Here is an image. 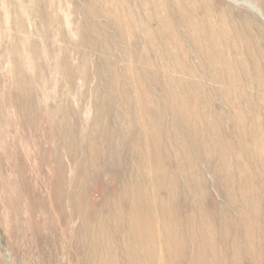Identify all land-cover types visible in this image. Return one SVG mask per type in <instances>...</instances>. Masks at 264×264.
<instances>
[{"label": "rangeland", "instance_id": "rangeland-1", "mask_svg": "<svg viewBox=\"0 0 264 264\" xmlns=\"http://www.w3.org/2000/svg\"><path fill=\"white\" fill-rule=\"evenodd\" d=\"M150 1L0 0V264H252L264 0Z\"/></svg>", "mask_w": 264, "mask_h": 264}, {"label": "bare ground", "instance_id": "bare-ground-1", "mask_svg": "<svg viewBox=\"0 0 264 264\" xmlns=\"http://www.w3.org/2000/svg\"><path fill=\"white\" fill-rule=\"evenodd\" d=\"M208 1L210 3V0ZM156 3L157 0H151L148 4L154 8ZM148 4L144 5L145 9ZM248 5L257 11L264 20V14L256 8L254 3L248 1ZM156 19L157 16L150 18L145 16V20L155 21ZM145 24L147 23L145 22ZM187 27L189 29L195 28V25L192 23ZM216 27V35L221 40L220 45L217 46L220 53L231 56L234 54L233 57L228 55L230 58L227 57L224 65L227 69L226 72L230 73V77L234 75L235 83H240L242 80L245 83V79L248 80L249 67H252V264H264V74L259 72L257 63H254L258 54L253 49L254 47L249 50L248 46H244L245 50L247 48L245 52L243 47L238 46L242 39L247 37L244 29L235 30L232 26L226 29V26H223L224 31L219 32L220 24ZM203 30L204 27L202 26L196 28L193 32L194 37H199L200 32L204 34ZM192 43H194L192 44L195 48L194 53L202 59L205 58L207 53H204L202 43L198 44L196 40ZM243 44L247 43L244 42ZM201 66H203V62ZM229 75H225V77L229 78Z\"/></svg>", "mask_w": 264, "mask_h": 264}]
</instances>
